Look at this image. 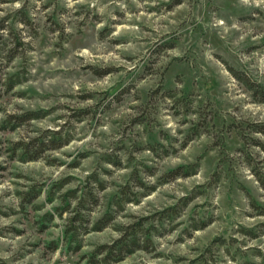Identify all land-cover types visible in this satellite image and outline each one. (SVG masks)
Segmentation results:
<instances>
[{"label":"rangeland","instance_id":"374dc122","mask_svg":"<svg viewBox=\"0 0 264 264\" xmlns=\"http://www.w3.org/2000/svg\"><path fill=\"white\" fill-rule=\"evenodd\" d=\"M1 23L0 264H85L115 227L188 197L154 252L118 264H264V104L231 73L264 90V0H0ZM28 111L49 115L4 124ZM58 129L65 147L32 162L12 154ZM134 170L155 190L67 250L60 196L99 173L96 220ZM176 170L189 174L165 178ZM32 185L42 194L21 207Z\"/></svg>","mask_w":264,"mask_h":264},{"label":"trees","instance_id":"16d2710c","mask_svg":"<svg viewBox=\"0 0 264 264\" xmlns=\"http://www.w3.org/2000/svg\"><path fill=\"white\" fill-rule=\"evenodd\" d=\"M3 30L4 25L1 23L0 31ZM231 73L251 91L253 96L258 97L257 101L264 104V90L243 80L233 70H231ZM6 81H8L7 90L13 89L18 84V81L12 79ZM47 115H49V112L28 111L20 115L9 116L4 124L13 121L9 130L14 131L25 123L43 119ZM254 130L264 134L262 129L255 128ZM70 140V136L62 129L46 130L25 142L15 143L12 145L11 152L15 154V157L20 162H32L38 160L42 154L48 151H56L65 147ZM110 163L114 164V162ZM180 171H171L165 175V178L174 180L189 174L188 171L185 172L186 174H181ZM130 182H132V185L129 184ZM67 183L68 181L60 183L57 190L63 189ZM105 189V181L101 180L99 173L95 172L86 178V182L80 189L69 190L60 196V206L55 209V213L59 217L66 212L69 213L63 232V244L67 250L78 253L82 248V236L93 232H101L112 226L116 220V215L123 212L127 204H138L142 197L149 195L155 190L154 187H149L143 182L142 178L139 177L138 170H134L129 182L119 187L117 195L113 196L109 209L98 219L92 220L90 218L91 211L99 204L98 193L105 191ZM42 191L41 187L32 185L28 186L26 190L19 192L18 197L21 207L34 205L33 203L41 196ZM52 193V191L49 192V202L53 201L54 194ZM190 202L191 197H188L162 210L157 215L132 218L131 222L115 227L118 232L117 238L110 243L95 246L90 253L82 256V260L85 264H118L127 256L137 252H154V238L162 236L166 231L165 227L179 218L181 209ZM40 209V207L34 208L36 211ZM53 219L54 214L48 212L40 216L38 224L41 228H44ZM47 246L50 251H56L60 247V242L52 241Z\"/></svg>","mask_w":264,"mask_h":264}]
</instances>
